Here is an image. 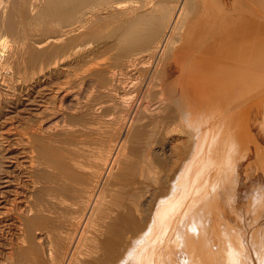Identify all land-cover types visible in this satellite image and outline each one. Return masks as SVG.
Instances as JSON below:
<instances>
[{"label":"bare ground","instance_id":"6f19581e","mask_svg":"<svg viewBox=\"0 0 264 264\" xmlns=\"http://www.w3.org/2000/svg\"><path fill=\"white\" fill-rule=\"evenodd\" d=\"M9 16L53 35L17 68L48 73L49 98L7 118L0 264H264V0H13Z\"/></svg>","mask_w":264,"mask_h":264},{"label":"rangeland","instance_id":"374dc122","mask_svg":"<svg viewBox=\"0 0 264 264\" xmlns=\"http://www.w3.org/2000/svg\"><path fill=\"white\" fill-rule=\"evenodd\" d=\"M12 3H13V0H0V61L2 62V61H4V65H7V66H9V67H7V66H4V69L5 70H1L0 71V77L2 76V77H6L5 79L3 78L2 79V77L0 78V82H1V80H2V83H0V136L2 137H0V189L2 190V184H1V181H2V179H4L5 177H7L8 175V173H10V170L12 169V168H10V166L11 165H13L12 163H11V165H10V162H9V160L11 159L10 157H8V156H10V154L8 153V150L6 151V149L7 148H5L6 147V140H9V139H7L6 137H5V128L7 127V126H9V124H11L13 127H19L20 125H21V123L24 121V117H25V119L26 118H28V116L29 117H31V115L34 113L33 111H32V108L33 107H35V106H33L34 104L32 103V102H36V100H34V99H32V98H36L37 100H40L41 99V97H42V99L43 100H45L46 101V99L48 100V84H49V81H50V76H48L49 74L48 73H46L45 74V77L44 76H42V75H32L31 77H32V79L30 80V78L31 77H28L29 78V80H26V83L22 80V74L23 73H21V75L19 74V72H21V71H19L18 72V69L20 68V70H26V72L28 71V70H31L32 69V67H34L33 65L35 64V60H31V58L34 56V54H35V48L34 47H37L39 50H41L39 47H38V41L39 40H41V41H43L44 40V38H46L47 36H49V35H53L52 33H46L44 30L42 31V29H38L37 27H34V28H32V29H30V30H26L25 29V27L21 24V19L22 18H20V17H15V18H13V19H11V17L9 16V13H10V7H11V5H12ZM23 15H24V12L22 13ZM13 20V22H14V27H13V29L11 30V29H9L8 28V25H9V23H10V21H12ZM101 36H103V35H97V36H95V37H93V38H88V39H85L83 42H82V44H83V47H84V45L85 44H89V47H88V49L89 50H95V49H97L99 46H101V42L100 41H102L101 40ZM23 44V45H22ZM30 45V46H29ZM36 45V46H35ZM18 46V47H17ZM34 46V47H33ZM15 47H16V51H15ZM23 47H24V50H23ZM47 47V46H46ZM20 48H22V50L20 49ZM29 48V49H28ZM34 48V49H33ZM18 49V50H17ZM38 49H37V51H38ZM48 49H49V46H48ZM13 50V51H12ZM21 50V51H20ZM26 50V51H25ZM43 50H45V49H43ZM10 51H12V52H16L17 53V60H16V58H15V54L13 55V53L12 52H10ZM18 51V52H17ZM25 51V53H23ZM28 51V52H27ZM34 51V52H33ZM30 52H31V54L33 55V56H31V54H30ZM9 53V54H8ZM10 53H12V54H10ZM22 54V55H21ZM28 54H30V59H28V60H31V65L32 66H30V64H29V61L27 60V58H29L28 56ZM11 55H13V56H11ZM19 55H20V57H19ZM24 55V59H22V56ZM28 55V56H27ZM26 56H27V58H26ZM11 57L12 58H14V60L15 61H13L12 59H11ZM19 57V58H18ZM9 58V59H8ZM26 58V59H25ZM7 61H6V60ZM12 60V62H11V60ZM21 59V61L22 60H24V61H20V63H22L21 65H19L20 63H19V61L18 60H20ZM77 58L76 59H72V62L73 63H76L77 62ZM17 61V62H16ZM28 63H26V62ZM9 62H11V63H8ZM16 62V63H15ZM23 62H25V64L23 63ZM34 62V63H33ZM67 64V63H66ZM19 65V66H18ZM11 66V67H10ZM17 66V67H16ZM25 66H26V68L27 69H24L25 68ZM28 66H29V68H28ZM62 66V67H61ZM60 66V68H59V66L57 67L58 69L56 70L57 71V73L56 72H53V73H56L57 75L59 74V71L58 70H61L62 72L63 71H65L66 70V66H64V65H61ZM24 67V68H23ZM31 67V68H30ZM7 68V69H6ZM10 70H9V69ZM15 68V69H14ZM18 68V69H17ZM62 68V69H61ZM65 68V69H64ZM5 71V72H4ZM2 72V73H1ZM24 72V71H23ZM52 73V74H53ZM5 74H6V76H5ZM13 75V76H12ZM54 75V79H56L57 78V75L55 76V74H53ZM61 74H59L58 76H60ZM37 77V78H35V77ZM34 77V78H33ZM47 77H49V78H47ZM12 78V79H11ZM36 79V80H35ZM43 79H45V82H44V80ZM48 79V80H47ZM5 82H4V81ZM13 80V81H12ZM35 80V81H34ZM40 80H42V82H40ZM22 81V82H21ZM28 81V82H27ZM16 82V83H15ZM33 82H34V84H33ZM12 83V84H11ZM15 83V84H14ZM39 83V84H38ZM28 84V85H27ZM33 84V85H32ZM45 84V85H44ZM7 85V86H6ZM38 87H37V86ZM4 86V87H3ZM11 86V87H10ZM30 86V87H29ZM33 86V87H32ZM36 86V87H35ZM25 87V88H24ZM46 87H47V90H46ZM27 88V89H26ZM37 88H41L40 90L41 91H39ZM45 89V92H44V89ZM38 91H36V90ZM35 90V91H34ZM42 90H43V92L45 93H43L42 92ZM28 93V95H27V93ZM47 91V92H46ZM25 92V93H24ZM32 93V94H29V93ZM37 92V94L39 93V94H42V95H36L35 93ZM3 94V95H2ZM24 94H26V95H24ZM33 94H35L36 96L34 97V95ZM8 95H10V96H8ZM45 95V96H44ZM23 96V97H22ZM30 96H32V97H30ZM38 96H39V98H38ZM48 98H47V97ZM27 99H26V98ZM46 97V98H45ZM45 98V99H44ZM30 99H31V101L32 100H34V101H30ZM29 100V101H28ZM15 101V102H14ZM24 102V103H23ZM32 103V104H31ZM8 104H9V106H8ZM21 104V105H20ZM25 105V108H27L26 109V111H25V114L27 115H25V116H23L22 115V110L19 112V110H17V109H21L22 108V105ZM2 105V106H1ZM66 105V106H65ZM12 106H14V107H12ZM21 106V107H20ZM31 106V107H30ZM64 107L65 108H67V104H64ZM13 111H12V110ZM15 109L18 111H15ZM3 110V111H2ZM2 111V112H1ZM28 111H30V112H28ZM16 112V113H15ZM28 112V113H27ZM14 113V114H13ZM21 114L20 115V117L21 118H23V120L20 118L19 119V117H16L15 118V116H18L19 114ZM18 114V115H17ZM11 116H12V120H11ZM14 117V118H13ZM7 118H9V119H7ZM14 119V120H13ZM17 119V120H16ZM20 121H19V120ZM3 120V121H2ZM22 120V121H21ZM10 121V122H9ZM9 122V123H8ZM14 122V123H13ZM3 123H4V125H3ZM8 123V124H7ZM13 123V124H12ZM6 124H7V126H6ZM20 124V125H19ZM16 125V126H15ZM6 138V139H4V138ZM5 140V141H4ZM10 141V140H9ZM6 151V152H5ZM6 153H8V154H6ZM5 157V158H4ZM6 159V160H5ZM7 159H8V161H7ZM5 162H7V163H5ZM12 162V161H11ZM9 163V164H8ZM9 167V168H8ZM7 170V172H6V170ZM9 170V171H8ZM4 171V173H2ZM6 173V174H5ZM169 247V246H168Z\"/></svg>","mask_w":264,"mask_h":264}]
</instances>
